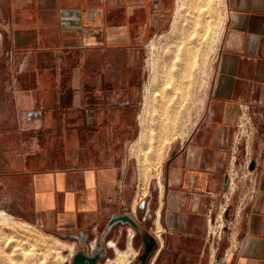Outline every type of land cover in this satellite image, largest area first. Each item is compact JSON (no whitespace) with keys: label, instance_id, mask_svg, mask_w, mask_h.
<instances>
[{"label":"crops","instance_id":"obj_1","mask_svg":"<svg viewBox=\"0 0 264 264\" xmlns=\"http://www.w3.org/2000/svg\"><path fill=\"white\" fill-rule=\"evenodd\" d=\"M225 1L204 110L176 141L150 215L129 147L144 46L177 0H0V204L99 245L97 262L134 230L129 264H264V0ZM245 116L255 128L242 153L257 167L230 190Z\"/></svg>","mask_w":264,"mask_h":264},{"label":"rangeland","instance_id":"obj_2","mask_svg":"<svg viewBox=\"0 0 264 264\" xmlns=\"http://www.w3.org/2000/svg\"><path fill=\"white\" fill-rule=\"evenodd\" d=\"M175 7L168 21L144 46L146 73L139 107L140 131L129 147L137 198L141 204L151 203L150 215L156 206L155 185L163 177L176 141L190 135L204 110L226 17L225 0H177ZM1 68H7L5 59L0 60ZM4 78L0 76V83ZM236 128L239 131V123ZM250 137L237 143L230 190L248 179L249 156L242 149ZM223 219L224 215L213 223L216 237ZM134 234L130 230L126 248L123 242L119 247L115 244V250L106 247L107 254L97 264H129L135 257ZM139 239L137 234L135 246ZM81 248L93 256L99 245L92 252L91 247L72 237L24 221L8 203L0 204V264H71ZM119 250L131 252L122 259Z\"/></svg>","mask_w":264,"mask_h":264},{"label":"water","instance_id":"obj_3","mask_svg":"<svg viewBox=\"0 0 264 264\" xmlns=\"http://www.w3.org/2000/svg\"><path fill=\"white\" fill-rule=\"evenodd\" d=\"M251 170H254L256 166V161L255 159H253L251 162H250V165L248 166ZM232 210V206L228 207L226 209V212H225V217L226 218H229V215H230V212ZM120 218L124 219V220H127L129 221L133 227H137V223L133 220V218H131L130 216L128 215H124V216H121ZM98 254H94L93 256L92 255H88L86 252H84L83 250H79L75 256L73 257V260L71 262V264H97V259H98Z\"/></svg>","mask_w":264,"mask_h":264},{"label":"built area","instance_id":"obj_4","mask_svg":"<svg viewBox=\"0 0 264 264\" xmlns=\"http://www.w3.org/2000/svg\"><path fill=\"white\" fill-rule=\"evenodd\" d=\"M246 113L247 112L245 111L244 114ZM254 128L255 125L252 120L248 116L243 117V119L239 122V131H237L238 133L236 135L237 142H239L242 138L245 139L250 137L254 132ZM247 163H250V161H247Z\"/></svg>","mask_w":264,"mask_h":264},{"label":"bare ground","instance_id":"obj_5","mask_svg":"<svg viewBox=\"0 0 264 264\" xmlns=\"http://www.w3.org/2000/svg\"><path fill=\"white\" fill-rule=\"evenodd\" d=\"M164 107V106H163ZM163 125V124H162ZM165 129V128H164ZM164 131V130H163ZM163 131H161V132H163ZM142 135H143V133H142ZM143 174V173H142ZM3 214H5V213H3ZM7 214V213H6ZM2 216V215H1ZM8 217V216H7ZM130 252H131V250H128V251H125V250H119V256H120V258H125V257H128L127 255H129L130 254ZM108 264V263H107Z\"/></svg>","mask_w":264,"mask_h":264},{"label":"flooded vegetation","instance_id":"obj_6","mask_svg":"<svg viewBox=\"0 0 264 264\" xmlns=\"http://www.w3.org/2000/svg\"><path fill=\"white\" fill-rule=\"evenodd\" d=\"M80 250H83L84 252H86V253L89 255V252H88L87 249H83V248H81Z\"/></svg>","mask_w":264,"mask_h":264}]
</instances>
